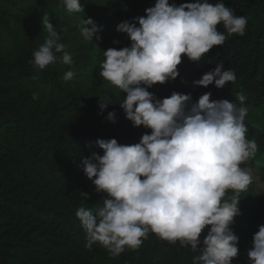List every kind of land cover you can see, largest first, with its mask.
<instances>
[{
  "label": "clouds",
  "instance_id": "obj_1",
  "mask_svg": "<svg viewBox=\"0 0 264 264\" xmlns=\"http://www.w3.org/2000/svg\"><path fill=\"white\" fill-rule=\"evenodd\" d=\"M60 3L69 14L84 12L81 0ZM41 23L47 36L33 52L31 63L38 69L57 60L71 65L72 55L48 15ZM247 23L246 16L236 15L223 0L215 4L193 0L179 6L155 0L145 16L117 25L116 31L127 35L130 47L103 51L99 75L126 94L119 106L132 126H143L151 134L131 145L100 139L96 143L103 155L93 153L81 160L84 175L107 197L95 214L84 207L75 213L86 231L87 248L98 243L115 257L125 248L138 249L153 233L198 252L192 264H231L237 257L239 238L231 225L241 214L239 194L254 179L251 169L241 165L257 151L256 142L246 139L247 108L227 99L211 100L210 92L192 103L190 94L173 92L158 100L147 89L175 80L182 57L199 64L228 36H244ZM78 28L82 38L91 42L99 30L91 18H83ZM74 76L69 70L63 79ZM235 80V72L225 70L221 62L194 85L207 88L214 83L219 89ZM38 95L34 93L33 99ZM238 99L243 105L245 97ZM109 105L99 99L101 113ZM106 119L115 123V113L109 112ZM229 190L232 195L226 199ZM247 256L249 264H264V225L254 234Z\"/></svg>",
  "mask_w": 264,
  "mask_h": 264
},
{
  "label": "trees",
  "instance_id": "obj_2",
  "mask_svg": "<svg viewBox=\"0 0 264 264\" xmlns=\"http://www.w3.org/2000/svg\"><path fill=\"white\" fill-rule=\"evenodd\" d=\"M148 1L154 7L155 0ZM90 2L81 0L84 12L69 14L60 0H0V264H192L198 252L153 233L138 249L125 248L115 257L98 243L86 247V231L75 213L84 207L95 214L107 197L84 175L81 160L93 153L103 155L96 143L100 139L131 145L140 142L145 130L125 118L119 106L123 98L115 86H106L99 98L84 76L59 60L44 69L31 61L40 47L35 39L47 36L41 23L45 14L62 42L65 33L76 29L83 18L92 17L95 11ZM191 2L169 0L177 6ZM223 3L236 15L247 17L245 35L228 36L199 64L182 57L175 80L147 89L156 99L176 92L190 94L195 103L210 92L238 106H264V0ZM218 30L223 32V26L218 25ZM221 62L225 70L235 72L234 82L219 89L214 83L207 88L194 85ZM69 70L75 76L65 81ZM34 93L39 94L37 99ZM241 95L243 105L238 99ZM99 99L111 104L102 113ZM109 112L115 113V123L106 119ZM246 128V136L264 145L263 133ZM256 204L249 225H231L239 238L238 255L231 264H249L252 238L264 225V197L260 195ZM207 231L206 227L201 241ZM197 247H203L202 243Z\"/></svg>",
  "mask_w": 264,
  "mask_h": 264
},
{
  "label": "rangeland",
  "instance_id": "obj_3",
  "mask_svg": "<svg viewBox=\"0 0 264 264\" xmlns=\"http://www.w3.org/2000/svg\"><path fill=\"white\" fill-rule=\"evenodd\" d=\"M90 5L94 14L91 19L99 29L91 41H85L80 35L78 25L76 29L65 33L62 43L66 45V50L72 55L73 63L64 65L65 68L74 69L78 75L84 76L92 88V92L99 98L103 97V91L110 83L100 77V64L104 60L103 51L109 48L120 49L123 43L130 41L126 34L116 31L118 24L128 21L132 22L137 17L145 16L146 9L149 8L148 0H91ZM44 36L35 40L41 46L45 41ZM115 41V43H114ZM61 42V41H60ZM123 99L126 94L116 89ZM211 100H221L218 94H212ZM247 108V115L244 124L249 128L264 134V106ZM144 134H151L150 129H146ZM143 136V135H142ZM246 139L252 141L251 136ZM257 144V151L254 158L243 164V168H249L253 174V183L248 190L239 194L240 215L234 218L235 224L249 225L255 215V209L259 196L264 197V184L262 176L264 173V145ZM232 195L231 190L226 194V199Z\"/></svg>",
  "mask_w": 264,
  "mask_h": 264
}]
</instances>
